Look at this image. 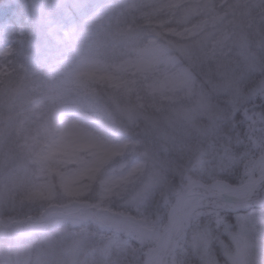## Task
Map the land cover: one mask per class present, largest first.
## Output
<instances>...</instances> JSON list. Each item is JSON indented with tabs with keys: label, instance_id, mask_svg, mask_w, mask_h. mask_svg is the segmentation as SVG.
Returning <instances> with one entry per match:
<instances>
[{
	"label": "rangeland",
	"instance_id": "374dc122",
	"mask_svg": "<svg viewBox=\"0 0 264 264\" xmlns=\"http://www.w3.org/2000/svg\"><path fill=\"white\" fill-rule=\"evenodd\" d=\"M89 1L93 0H10L4 3L0 0V8L15 5L27 14L26 20L33 26L32 35L39 39L37 51L41 48L46 51H62L56 65H49L41 74L34 76L33 84L37 85L38 98L27 106L23 115L22 130L31 136L37 135L26 138L27 145L33 144V151L23 170H32V164L39 166L40 170L41 166L47 168L53 163L68 166L62 169L67 172L61 175L57 173L48 176L43 170L33 197L34 203L29 201L24 204L39 208L42 214L48 213L46 219L60 213L64 215L65 210L72 206L85 212L87 209L84 207L92 204L96 198L99 200V210H111L110 203L114 200L124 201L129 193H135L136 184H143L149 175L145 164L138 160L140 157L124 155L128 148L135 147L131 148L129 141L124 144L119 141L116 137L117 126L113 120H101L69 111L53 115L55 108L45 109L49 101L60 97L70 104L68 92L72 88L69 77L71 73L65 77L66 70L70 71L79 65L98 77L141 74L150 78L149 95L173 100L182 98L180 106L171 114L158 120H149L151 126L160 129L153 131L165 141L170 139L165 138L168 131L176 135L185 133V130H199L203 133L206 130L213 131L211 129L215 130L222 120L227 119L230 104H235V108H238L240 102L264 99V63L260 57L261 53L264 54V0H224L220 5L224 10L209 8L212 5L204 4L203 0H192L179 13L175 27L161 22L149 23L152 30L148 33L132 29L123 31L119 23L110 25L105 22L82 27L75 12H79L85 19L98 10V7H93L92 13L88 15L84 9ZM228 14L233 18L229 20ZM143 17L149 22L150 12H144ZM2 36H6L5 29L1 30L0 37L3 38ZM146 37L147 43L144 40ZM116 44L118 47H114ZM209 57L210 62L216 65V71L228 72L214 87L216 97L224 98L225 106L215 102L206 93L195 91L197 77L191 64L195 61L200 66L201 60ZM38 70L39 67L34 66L27 71L30 74ZM12 87L6 86L2 90V99L3 102H8L10 108H17L24 104L20 100H26L23 97L25 89L20 90V84ZM121 105L122 116L129 122H136L140 115L135 108L128 104ZM42 110H46V114L37 123H32L35 121L34 116H41ZM11 117L8 114L6 120L12 121ZM58 120H72L91 134V139L80 146L72 159H59V150L52 147L50 140L46 142V137L41 139L43 126L51 123L52 133ZM262 122L264 125V121ZM86 124L92 128H83ZM151 152L152 159H155L156 152ZM90 153L95 154L94 160L82 167ZM226 160L229 161L228 158ZM110 161L113 164L108 167V175L102 179L100 186L93 188L89 182L96 181L101 170ZM9 164L12 162L5 161L0 166L4 168ZM252 164V161L247 164L249 170ZM259 168L264 171V160ZM29 174L33 175L32 172ZM216 177L217 183L214 184L219 189L230 190L226 177ZM3 180L10 185L17 181L13 173L9 180L8 176L2 178V182ZM153 183L157 184L158 181L153 178ZM245 190L246 197L253 188L249 186L243 189ZM211 193L214 192L203 186L190 191L193 197L199 198V202L209 199ZM4 195L1 199L6 197ZM255 198V205L249 204L243 208L234 206L235 200L227 202V211L233 214L231 223L225 219L226 215L214 207L209 211L195 208L192 220L202 216L211 219V223L194 235L196 254L203 252V264H264V196L258 192ZM8 200H0V220L5 217L2 203H7ZM211 203V206L218 204L215 200ZM12 206L14 215L7 220L13 222L22 219V223L24 218H28L27 221L31 222V213ZM36 218L35 228L25 225L30 233L24 232L22 227L15 233L16 238L0 241V264H30L32 261L34 264H106L107 257L114 255L113 245L109 244L100 247V253H95L99 254L101 260L95 261L94 254L84 257L83 252L90 248L92 242L76 233L67 236L58 234V238L46 239L41 244V239H33L41 235V215ZM149 231L152 233V247H144L140 254H144L145 258L153 257L150 262L152 264L174 263L176 246L186 234L183 226L180 228L177 223H173L160 228L155 225ZM159 231L160 235L165 234L164 242H170L166 249H162L160 243L154 246ZM26 240L32 241L23 246V241ZM213 244L217 247L215 251L211 250Z\"/></svg>",
	"mask_w": 264,
	"mask_h": 264
},
{
	"label": "trees",
	"instance_id": "16d2710c",
	"mask_svg": "<svg viewBox=\"0 0 264 264\" xmlns=\"http://www.w3.org/2000/svg\"><path fill=\"white\" fill-rule=\"evenodd\" d=\"M1 1L4 3L10 0ZM192 2V0H93L89 1L84 9L90 15L93 7H98L97 12L91 17L83 19L79 12L75 14L82 27L108 22L110 25L119 23L123 31L132 29L148 33L152 30L149 23L161 22L175 27L181 10ZM203 2L212 5L209 8L214 10H224L220 7L224 0H203ZM147 11L151 14L149 22L143 17L144 12ZM25 15L27 14L15 5L0 8V33L5 29L6 35L5 38L0 37V163L12 162L4 168L0 166V200L9 199L7 203H2L5 217L0 220V241H11L12 238H16L15 233L22 227L24 232L30 233V230L25 229V225L35 228L36 216L41 215V235L33 238L41 239V244L52 237L58 238L76 233L92 242L90 248L83 252L84 257L94 254L95 261L101 260L99 254L95 253L99 252L100 247L112 244L114 255L107 257L106 264H151L152 258H145L144 254H140V250L144 247H152L150 227L158 225L164 228L168 225L177 212L184 194L203 186L210 188L214 193L245 198L246 190L243 189L249 186L254 188L258 179L264 176V171L259 170L264 160V125H262L264 99L240 102L238 108H235V104L233 106L230 104L227 119L222 120L215 130L211 129L213 131L206 130L203 133L199 130H185V133L177 135L168 131L165 138L170 139L165 141L153 131L160 129L151 126L149 120L166 117L180 106L182 98L173 100L149 95L150 78L141 74L98 77L78 65L64 73L65 77L71 73L69 77L72 88L68 92L71 98L70 104L60 97L49 101L45 109L55 108L53 115L69 111L102 120H113L117 126L116 137L119 141L122 144L129 141L131 148L135 147L128 148L124 155L140 157L138 160L145 164L149 172L148 178L140 186L136 184L135 193H129L124 201L114 200L110 203L112 209L108 211L98 209L97 198L92 204L84 207L87 209L85 212L72 206L65 208L64 215L60 213L57 214L59 217L51 216L47 219L48 213L42 214V211L33 205L24 206L29 201L34 203L33 197L40 184V173L42 175L43 170L48 176L57 173L61 175L67 172L62 169L68 167L53 163L49 166V170L47 169L49 167L42 166L40 170L39 166L32 164V170H23L26 161L29 163L33 151V144L27 145L26 138L37 136L35 134L31 136L27 131L22 130L24 110L38 98V89L37 85L33 84V78L41 74L49 65H56L62 53L61 50L46 51L42 48L36 50V47H39V39L33 37V26L27 22ZM228 15L229 20L233 18ZM144 40L147 43V37ZM114 47H118L117 44ZM209 52L211 53V46ZM260 57L264 63V54L261 53ZM201 62L200 66V63L195 61L191 64L197 77L195 91H202L221 106H225L224 98L216 97L214 87L227 76V70L216 71V65L210 62V57L202 59ZM34 66L39 67V72L29 74L28 68ZM18 84L21 85L20 90L25 89L23 97L26 100H20L24 104H19L17 108H10L8 102H3L2 90L6 86L14 88ZM122 103L135 108L140 115L136 122H129L122 116L120 111ZM8 114L12 115V121L6 120ZM45 114L46 110H42L41 116H34L35 121L32 123H37L36 121ZM51 128V123L49 126H43L42 140L46 137V142H49ZM179 129L182 130V127ZM151 151L156 152L155 159H152ZM86 157L88 160L82 167L92 162L95 154L90 153ZM251 161L253 164L249 170L247 164ZM111 164L113 161L108 162L97 180L89 182V185L93 188L100 186L102 179L108 175V167ZM79 167L81 165L77 168ZM5 168L8 169L4 170ZM31 172L33 175L29 174ZM12 173L17 180L15 183L10 185L5 184L4 180L2 182L5 176H8L9 180ZM216 176L226 177L230 190L219 189L214 184L217 183ZM153 178L158 181L157 184L153 183ZM258 192L264 196V184ZM3 195L6 197L1 199ZM254 200L256 198L248 202L236 203L234 206L243 208L249 204L255 205ZM211 202L213 200L206 198L199 202V198L195 197H190L185 202L184 219L177 216L174 223L180 228L183 226L186 234L176 246L172 264H203V252L196 254L194 235L199 229L211 223V219L202 216L192 220L193 213L196 212L195 208L209 211L214 207L226 215L225 219L231 223L233 214L227 211L229 204L217 201L216 206H211L213 204ZM12 205L31 213V222L27 221L28 218H24L22 223L20 222L22 219L13 222L7 220L9 216L14 215ZM103 206L106 207V204ZM112 211L117 213L114 214ZM160 234L161 231L156 235L154 246L160 242ZM31 241H23L22 245L27 246ZM96 246L97 250H95ZM169 246L170 242H164V249ZM216 248L213 244L211 250L215 251Z\"/></svg>",
	"mask_w": 264,
	"mask_h": 264
},
{
	"label": "clouds",
	"instance_id": "9594fccd",
	"mask_svg": "<svg viewBox=\"0 0 264 264\" xmlns=\"http://www.w3.org/2000/svg\"><path fill=\"white\" fill-rule=\"evenodd\" d=\"M49 139L52 147L59 150V159H72L77 155L80 146L91 139V134L72 120H58Z\"/></svg>",
	"mask_w": 264,
	"mask_h": 264
},
{
	"label": "water",
	"instance_id": "95a60500",
	"mask_svg": "<svg viewBox=\"0 0 264 264\" xmlns=\"http://www.w3.org/2000/svg\"><path fill=\"white\" fill-rule=\"evenodd\" d=\"M263 183H264V179H262L261 181L258 182V184L256 185V187H255L254 191L252 192L250 198L253 197V196L255 195V193L257 192V190L259 189V187H260ZM188 197H189V195H186V196L183 198V200H182V202H181V205H180V208H179V210H178V213H181V212H182L183 204H184L185 200H186ZM224 198H227V197H224ZM250 198H248V199H250ZM248 199H246V200H248ZM244 201H245V200H244Z\"/></svg>",
	"mask_w": 264,
	"mask_h": 264
},
{
	"label": "bare ground",
	"instance_id": "6f19581e",
	"mask_svg": "<svg viewBox=\"0 0 264 264\" xmlns=\"http://www.w3.org/2000/svg\"><path fill=\"white\" fill-rule=\"evenodd\" d=\"M83 128L89 130V129H91L92 127L86 124L85 126L83 125ZM91 131H92V130H91Z\"/></svg>",
	"mask_w": 264,
	"mask_h": 264
}]
</instances>
